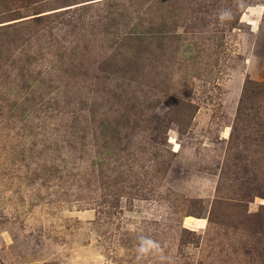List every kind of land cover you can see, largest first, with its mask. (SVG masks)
I'll return each instance as SVG.
<instances>
[{
    "label": "rangeland",
    "instance_id": "374dc122",
    "mask_svg": "<svg viewBox=\"0 0 264 264\" xmlns=\"http://www.w3.org/2000/svg\"><path fill=\"white\" fill-rule=\"evenodd\" d=\"M0 264H264V0H0Z\"/></svg>",
    "mask_w": 264,
    "mask_h": 264
}]
</instances>
